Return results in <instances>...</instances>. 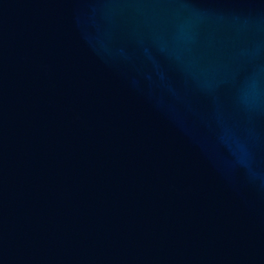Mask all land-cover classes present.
<instances>
[{"label":"water","instance_id":"water-1","mask_svg":"<svg viewBox=\"0 0 264 264\" xmlns=\"http://www.w3.org/2000/svg\"><path fill=\"white\" fill-rule=\"evenodd\" d=\"M0 264H264V0H0Z\"/></svg>","mask_w":264,"mask_h":264}]
</instances>
